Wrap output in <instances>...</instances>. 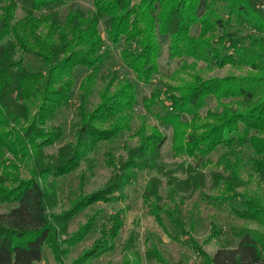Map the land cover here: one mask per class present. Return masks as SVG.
Wrapping results in <instances>:
<instances>
[{"label":"trees","instance_id":"1","mask_svg":"<svg viewBox=\"0 0 264 264\" xmlns=\"http://www.w3.org/2000/svg\"><path fill=\"white\" fill-rule=\"evenodd\" d=\"M71 1L0 0V172L10 171L0 173V203L15 204L0 212V264H37L42 260L44 246L60 262L59 256L64 252L57 244L54 221L61 223L63 231L64 224L85 208L124 200V189L136 172L143 170L160 172L168 178V197L173 204L164 207L159 179L151 177L142 196L149 215L164 229L165 214L179 236L186 238L187 244L203 258V264H264V235L254 231L237 232L238 247L219 250L214 256L197 245L178 218L175 194L179 183L159 162L166 135L149 125L147 118L159 101L163 112L154 117L171 129L172 157L192 161L185 169L183 164L177 169L186 172V182L193 190L203 186L199 170L211 163L206 157L220 147L231 150L232 159L228 154L222 155L216 163L222 171L213 174V181L220 193L210 199L219 204L240 200L242 208L231 209L235 217L264 227V202L256 195L237 191L244 167H248L250 178L264 183V0H92V13L75 10L61 23L58 9ZM18 7L25 13L20 19L15 18ZM100 25L111 45L124 41L126 47L120 51V58L142 85L150 84L159 74V58L166 44L169 60L181 62L175 74L181 70L196 71L197 63L208 68L247 69V73L207 79L193 73L187 81L180 79L181 84L176 87H166L164 94L154 89L149 97L144 96L142 103L147 114L140 116L135 114V85L112 77L97 91L98 102L87 110L107 53H101ZM17 52L34 53L41 58L44 74L25 72L15 58ZM78 67L88 73L78 85L80 124L75 141L57 158H46L44 149L62 138L61 128L49 123L73 90ZM30 99H34L33 103H29ZM212 101L217 113L208 108ZM31 107L35 109L32 115ZM135 118L140 124L132 131ZM22 123L27 124L24 129ZM131 132L137 144L126 149L125 158L106 154L105 164L112 170L108 182L91 194L81 193L61 217H51L49 211L56 206V180L75 171L82 162L92 169L90 156L99 144ZM234 147L249 153L244 158ZM6 154L10 159H6ZM21 167L28 169L30 177L20 181ZM6 183H15V189L3 188ZM94 223L90 220L82 225L68 245L82 241ZM122 226L119 217L113 218L109 231H102L75 264H85L114 251V240ZM211 230L209 238L218 237L214 226ZM131 243L132 237L124 247L120 264H140L137 253H132L131 258L126 252ZM145 258L166 264L154 246L146 250Z\"/></svg>","mask_w":264,"mask_h":264},{"label":"rangeland","instance_id":"2","mask_svg":"<svg viewBox=\"0 0 264 264\" xmlns=\"http://www.w3.org/2000/svg\"><path fill=\"white\" fill-rule=\"evenodd\" d=\"M220 9V5L218 7ZM80 10L90 14L93 12L92 0H72L58 9L59 21L63 23L66 15L69 12ZM25 13L18 7L15 18L20 19ZM224 16V15H223ZM99 31L103 38V47L101 53L106 51V57L100 66L97 75V85L93 96L90 97L87 105V110L98 102L97 91L112 77L117 80H129L136 87L138 105L135 108L136 116L146 115L142 99L144 96L149 97L154 89L160 90L161 93H166V87H176L181 84V80H189V76L193 73L199 74L202 78H224L227 76H240L247 73V69L241 70L226 66L218 69L212 66L206 67L203 63L196 64V71L185 70L175 74L179 69L181 62L179 60H169L168 44L164 45L161 56L159 58V74L154 76L151 83L142 85L135 79L134 74L124 66L120 51L126 47L124 41L113 46L109 43L102 25L99 26ZM193 32H196L194 30ZM247 33L248 31H244ZM17 61H20L22 67L27 73L44 74L45 67L41 58L34 53L17 52L15 55ZM188 63L191 61L188 60ZM88 73L83 67H78L74 71L75 86L71 91L66 103L54 114L53 120L49 123L52 127H60L62 130V138L54 145L44 149L46 158H57L63 150H66L69 145L75 141V131L80 124L79 116V98L78 85L81 79ZM164 96L162 97V99ZM34 99H30L29 103H33ZM35 103V102H34ZM164 103V102H163ZM165 105H168L165 102ZM208 108L213 113H217L218 108L214 101L210 102ZM207 108L202 110L205 114ZM35 112L34 107H31V115ZM163 112L162 105L156 101L152 106V113L147 114L148 123L151 126H156L166 135V141L160 151V164L165 165L166 171H171V178L179 184L176 187L175 200L178 203V218L184 223L185 229L191 232L192 238L195 240L202 250L210 256L219 250H234L238 247L239 238L235 234L242 230H250L264 235V227L259 226L255 222L238 219L231 212V209H241L242 202L240 200H231L224 204H219L210 198L217 197L220 189L213 181L214 173H221V167H217L216 163L222 155H229L231 150L220 147L216 152L206 157L211 163L205 168H200L203 174V186L199 190H193L186 182L187 174L183 170H178L177 166L183 164L185 169L188 164H192L190 159L173 158L170 151L172 133L171 129L162 125L154 117L156 114ZM24 129L27 124L22 123ZM140 124V120L135 118L131 129L135 131ZM137 144V139L132 138L131 133H122L116 139L101 143L98 145L94 154L90 156L93 159V168L87 169L85 163L70 174L58 178L56 180L55 200L56 206L50 209L51 217L59 218L70 211L73 203L78 200L79 195L91 194L102 188L109 180L112 170L105 164L106 154H112L116 159H123L126 156V149L134 147ZM65 148V149H64ZM245 158L249 151L238 149ZM10 156L6 154V159ZM199 169V168H198ZM9 170H1L0 173L8 172ZM10 172V171H9ZM248 167H244V171L240 174L241 185L237 189L238 192L248 195H256L264 202V183L257 178L248 176ZM19 180L28 179L29 172L25 167L20 168ZM151 177L159 179V194L162 198L164 207H173L168 197L167 177L160 172L137 171L133 181L124 189L125 199L115 203H95L92 206L85 208L79 214L75 215L68 223L64 224L65 229L61 230V223L52 221L58 233V241L62 255L60 262H57L55 255L51 252L48 246H44L42 252V260L37 264H75L79 256L94 245V242L101 237L102 231H109L112 225V220L119 217L122 220V228L114 240L115 250L103 254L97 258L88 261L85 264H120L122 257L125 254V245L128 239L132 237L129 256L132 258V253H137L140 257V264H159L145 258V252L150 247L154 246L165 259L166 264H203V258L198 256L197 252L187 244L186 238L179 236L177 229L170 223L165 214L162 215L165 230L160 228L153 217L149 215L148 209L143 205L142 196L144 187ZM81 183V184H80ZM15 183H6L3 188L7 190L15 189ZM15 204L0 203V212H6L13 208ZM94 220L93 229L79 243L70 247L68 241L79 230V228L88 221ZM219 231L218 237L209 238L211 228ZM174 238L178 239L175 240ZM61 243V244H60Z\"/></svg>","mask_w":264,"mask_h":264}]
</instances>
